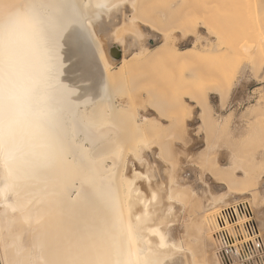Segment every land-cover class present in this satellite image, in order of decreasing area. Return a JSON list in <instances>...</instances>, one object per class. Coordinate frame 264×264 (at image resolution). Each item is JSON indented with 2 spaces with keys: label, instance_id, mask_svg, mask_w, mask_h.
Returning a JSON list of instances; mask_svg holds the SVG:
<instances>
[{
  "label": "bare ground",
  "instance_id": "bare-ground-1",
  "mask_svg": "<svg viewBox=\"0 0 264 264\" xmlns=\"http://www.w3.org/2000/svg\"><path fill=\"white\" fill-rule=\"evenodd\" d=\"M163 1L0 0L1 264H221L212 211L259 186L261 194L254 197L262 205L253 217L264 220L262 151L246 166L238 150L225 152L226 165L221 147L208 150L201 172L206 166L224 182V192L206 182L197 188L199 180H189L195 167L174 171L165 163L160 175L149 162L159 155L171 160L175 140L183 153L190 152L187 119L195 106L186 96L201 109L197 126L207 133L203 139L227 131L211 102L219 97L223 103L233 84L227 87L224 65L203 71L195 61L242 55L248 67L256 56L248 42L225 43L236 22L230 19L232 26L220 16V0H175L169 12L149 13ZM182 6L187 14L173 18ZM158 36L161 45L146 44ZM132 40H139L136 52ZM114 44L123 54L119 62L109 55ZM184 44L191 47L180 50ZM64 63H71L67 70ZM76 72L84 88L69 84L65 74ZM263 105L264 93L244 117ZM179 201H188L192 214L182 236L172 226ZM260 239L264 252V234Z\"/></svg>",
  "mask_w": 264,
  "mask_h": 264
},
{
  "label": "rangeland",
  "instance_id": "rangeland-1",
  "mask_svg": "<svg viewBox=\"0 0 264 264\" xmlns=\"http://www.w3.org/2000/svg\"><path fill=\"white\" fill-rule=\"evenodd\" d=\"M173 1H175V0H164L163 2H160L156 5H152L150 8H148L149 13H152V12L157 13V12H163V11L169 12L171 10V6H173L172 5ZM176 1H177V3L179 2L178 4H181L183 2V0H176ZM196 1H197V3L199 2V4H202V5L205 2H207V0H196ZM188 2H190V1H188ZM192 2L194 3L193 0H192ZM192 2H190V3H192ZM217 2H219V1H217ZM220 2H219L220 3L219 7L217 4L218 8H220V6H221L220 9H217L219 11L220 16L222 15V17L223 16L226 17L227 20L230 21V19H231L232 21L234 20L236 22V25L234 27H232V28H234L232 30L231 25L233 26L235 23L233 21L234 24H231V21H230V24H231L230 28L232 31L228 29L229 31H226V33L224 34V36L226 35L225 36V43H227V46L234 47V45H235V47H238V45H240V43L248 42V43H250L251 46L254 47V48L252 47V49L256 53L255 65H250L248 67H246L248 65L247 60L242 55L236 56L235 59H227V60H222V61H217L216 58L214 59L213 57L207 55V56H205V58L203 60H197L193 63V65L197 69H200L203 71H206V70L211 71L217 67L224 65V67H225L224 69L226 70V74H227L228 79H229V83L227 84V87L233 84L234 88L232 87L229 89V91L225 92V95L227 96V98L225 99V101L223 103L220 101L219 97L212 99L211 107L212 106H214V107H212L211 112L215 117L216 116L218 117L220 115L218 118H220V117H221L220 119L224 118V121H226L228 123L227 131H225L224 134L218 133L216 136L209 137V140H207L208 142L211 143L209 145L207 143L206 139H203L206 136L205 134H207L206 131H204L203 129L200 130V128H199L202 125V123L200 124L201 121L198 119V115L200 114L201 109H199L198 107L196 108V104L192 103L191 102L192 100L190 99V97L186 96L185 99H186V102L188 103V105L191 106L190 108L192 109V107L195 106L194 112L191 113L192 117L189 118L190 120L187 119V121H188L187 126L188 127L190 126L188 128L189 135L192 133L191 134L192 136L187 135V137L193 138V140L191 138L192 141L189 142V144L187 145L188 147L186 148V150L187 149L190 150V148H191L190 152L187 151V153H183V151L181 149L182 143L180 145V142H178L179 140L177 139L178 141H176V140L174 141L175 146L173 147V151L175 152V155H173L171 160H167L162 155L157 156L156 161H153L152 158L149 159V160H151V161H149L150 164L151 165L154 164L157 167V173H159L160 175L161 174L164 175L162 172V168H163V166H165V163L171 164V166L173 165L174 171H180L181 170L180 168H182V167L183 168L195 167L197 172L193 173L192 177H190L189 180H193V179L197 178L199 180V181L197 180L198 181L197 182V188H201V189L204 186V182H206V184H208V187H211L212 188L211 190H214V192H224L225 186H224V182H221V181L219 182V181L215 180V178L211 175V172L208 171V168L205 165H204L205 169L203 168L204 172L203 173L201 172L200 167L203 166L202 161L205 159L203 163L208 162V158H206L208 150L212 151L214 147L217 149H220L219 147H221L223 151L221 149L218 151L220 152V154H222V156L220 155V158L222 157L220 160H221L223 165L227 164L226 158H227L228 154L226 155V153L228 151L230 154V153H232L233 150L234 151L238 150L236 152L237 156L241 155L239 158H242L243 163H244V161L246 163L248 162L247 164L244 163V164H246V166L248 164L255 163L257 160V157L259 158V156H261L259 154V153H261V151H262V154H264L263 153L264 152L263 151L264 150V123H263L264 122V105H263V108L260 107V109H257L255 112H253V114H251L247 117L246 116L244 117L245 111H247V109L250 108L249 106L256 105L258 98L260 99V96H262V94L264 93V32L262 30L264 28V0H220ZM179 8H182V9H175V11H174V17L173 18H175V19L181 18V17L183 18L187 14L185 7L182 6ZM200 13L202 14V12H199V14ZM214 14L215 15H213V16H215V17L216 16L218 17V15H219V14L217 15V13H214ZM66 26H67L66 24L65 25L63 24V27L66 28ZM140 32L143 33V28H140ZM158 38L159 39H157V38L154 39V38L150 37L146 44L148 46H151V47L161 45L162 44L161 39H160L161 37L158 36ZM151 41H153V44L150 43ZM133 42H134V44L132 45L131 50H132V52H136L139 49V47H138L139 40H136V41L132 40L130 43H133ZM230 45H232V46H230ZM188 47L190 48L191 45H185L184 44L181 46L180 50L187 49ZM65 54H66V52H65ZM71 60L72 61H70V62L72 64L77 61V59H74V58ZM185 61H187V60H185ZM262 61H263V66H262V69L260 70L258 68V65ZM71 63H64V69L67 70L70 67ZM149 72L152 73L151 71H149ZM65 75H66V77L70 78L68 80V81H70V83H69L70 85H73V83H74V85H75L74 87H76V88L78 87L79 89L84 88V87L80 86V85H82V83H78L80 80L79 78L82 75L81 72H76L74 74L66 73ZM102 75H103V73L101 71V76ZM176 76H178V74ZM241 79H242V81H241ZM235 81H236V83H235ZM243 81H244V83L247 81L246 82L247 85H246V83L244 85L241 84V83H243ZM172 83H173V85L178 87V81L176 79H173ZM92 84H93L92 81L89 83H84V85H86L87 87H89V85H92ZM240 84L242 85V89L240 88L241 87ZM243 86H244V89H243ZM227 87L225 86L226 89H227ZM260 93H262V94H260ZM143 95H144L143 97L145 98V94H143ZM237 99H239V100H237ZM138 100H139V98H138ZM221 103L225 104L226 107L224 108L223 107L224 105L220 106V105H222ZM218 105H219V107H218ZM147 108H149V106H147ZM222 108H224V109H222ZM158 114L160 115L159 112H158ZM191 115H189V116H191ZM193 117H194V120H193ZM197 125H199V127ZM239 125L242 126V128ZM231 131H233V133H231ZM198 132H200V133H198ZM203 133H205V134H203ZM237 133H239V134L237 135ZM233 134H234V136H233ZM241 135H243V136H241ZM187 137L185 138L186 141L188 139ZM240 137H242L243 139L241 138L239 140ZM235 138H237V139H235ZM201 139L205 140L206 142L205 141L203 142V140H201ZM152 140L153 139H151V141L148 140V142H152ZM189 140H190V138H189ZM151 146L156 147L157 145H156V143L152 142ZM240 146H241V148H240ZM178 150H180L182 152L178 153ZM193 152H194V154H193ZM195 152H197V153H195ZM176 153H178V154H176ZM149 155H150V153H149ZM178 155H182L183 157L178 156ZM204 155H205V157H203ZM188 156L190 158H194L195 160L191 159V161L192 160L196 161L197 165L194 163V161L192 163L190 161V158H188ZM181 157H182V159H181ZM185 157H187V159H189V163H187L188 162V161H186L187 159L184 160ZM180 159L182 161H180ZM251 160L253 162L249 163ZM184 164H186V165H184ZM190 164H193V165H190ZM200 164H202V165L199 166ZM249 167H251V165H249ZM261 168H264V164ZM259 171H260V169H259ZM255 187L257 189H255ZM255 187L251 186L249 191H244L246 197H244L242 199H238V197L240 195H238V194H236L237 196L235 195L238 201L239 200H247L251 204L253 210H256V208L258 209V206L260 204L262 205V203L259 200H256V198L254 197L255 195L258 194V191H259V194L257 196H260L261 189H259V188H261V187H259V186L258 187L255 186ZM239 194H242V193H239ZM177 200H179V199H177ZM254 200H256V201H254ZM218 208L216 210L214 209L212 211L213 215L216 213ZM204 211H201V212L205 213L206 211L205 212ZM173 212L175 213V215L177 217L175 219V222H173L172 226L175 228L176 231L179 232V235H181L180 231H184L183 226L185 224L190 223V220H191L190 218H192L190 203L188 201H181V203H180V201L178 203L174 202ZM254 219L257 223L258 229L261 230L259 235H260V238H262V235L264 234V220L263 219L261 220L258 218H254ZM187 237L190 238V236H186V238H184L185 241L181 242L182 244H184V242H186L188 240ZM184 239L181 238V240H184ZM189 240H191V239H189ZM194 240L195 239H193L191 241H194Z\"/></svg>",
  "mask_w": 264,
  "mask_h": 264
},
{
  "label": "built area",
  "instance_id": "built-area-1",
  "mask_svg": "<svg viewBox=\"0 0 264 264\" xmlns=\"http://www.w3.org/2000/svg\"><path fill=\"white\" fill-rule=\"evenodd\" d=\"M212 237L221 264H264L259 229L251 204L239 200L213 215Z\"/></svg>",
  "mask_w": 264,
  "mask_h": 264
},
{
  "label": "water",
  "instance_id": "water-1",
  "mask_svg": "<svg viewBox=\"0 0 264 264\" xmlns=\"http://www.w3.org/2000/svg\"><path fill=\"white\" fill-rule=\"evenodd\" d=\"M151 43L153 44V42H151ZM109 55L116 62L121 61L123 58L121 48L116 44L111 46L110 51H109ZM0 264H1V262H0Z\"/></svg>",
  "mask_w": 264,
  "mask_h": 264
}]
</instances>
